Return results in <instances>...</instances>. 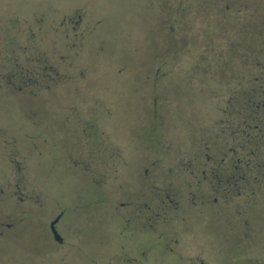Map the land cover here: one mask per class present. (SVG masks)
Segmentation results:
<instances>
[{
    "label": "rangeland",
    "instance_id": "rangeland-1",
    "mask_svg": "<svg viewBox=\"0 0 264 264\" xmlns=\"http://www.w3.org/2000/svg\"><path fill=\"white\" fill-rule=\"evenodd\" d=\"M256 79L264 0H0V264H264Z\"/></svg>",
    "mask_w": 264,
    "mask_h": 264
},
{
    "label": "trees",
    "instance_id": "trees-1",
    "mask_svg": "<svg viewBox=\"0 0 264 264\" xmlns=\"http://www.w3.org/2000/svg\"><path fill=\"white\" fill-rule=\"evenodd\" d=\"M184 13L187 14L190 7L184 9ZM260 79L254 81V86H249L242 93L241 98H239L238 108L235 105L234 110L235 115L238 116V123L233 129L232 135L244 136L242 138H236L235 141H241V147L243 151L247 150V145L252 144L254 148L248 149L251 156L260 157L258 154L261 153L260 150L264 149V83H258ZM239 136V137H240ZM234 141V142H235ZM249 155V156H250ZM258 166L259 163L257 162ZM238 168V167H237ZM236 167L233 166L235 176L233 174L224 175L218 174L215 171L212 173L217 176V180L220 182H225L229 185L233 184V180L236 179V172L238 171ZM218 183V182H217ZM218 183V184H219Z\"/></svg>",
    "mask_w": 264,
    "mask_h": 264
},
{
    "label": "water",
    "instance_id": "water-1",
    "mask_svg": "<svg viewBox=\"0 0 264 264\" xmlns=\"http://www.w3.org/2000/svg\"><path fill=\"white\" fill-rule=\"evenodd\" d=\"M58 220H59V219H58ZM58 220H56V221L52 224V228H53V231H54V233H55L57 239L61 240V238L59 237V235H58V234L56 233V231H55V224L58 222Z\"/></svg>",
    "mask_w": 264,
    "mask_h": 264
},
{
    "label": "flooded vegetation",
    "instance_id": "flooded-vegetation-1",
    "mask_svg": "<svg viewBox=\"0 0 264 264\" xmlns=\"http://www.w3.org/2000/svg\"><path fill=\"white\" fill-rule=\"evenodd\" d=\"M236 168H237V167H236ZM238 168H239V167H238ZM238 168H237V169H238ZM238 170H239V169H238Z\"/></svg>",
    "mask_w": 264,
    "mask_h": 264
}]
</instances>
